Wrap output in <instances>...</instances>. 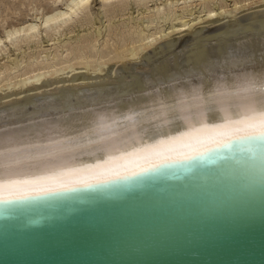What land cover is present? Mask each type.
<instances>
[{"label":"bare ground","instance_id":"obj_1","mask_svg":"<svg viewBox=\"0 0 264 264\" xmlns=\"http://www.w3.org/2000/svg\"><path fill=\"white\" fill-rule=\"evenodd\" d=\"M242 1L51 0L1 21L0 56L36 48L43 35L51 42L0 60V97L24 93L0 100V195L132 170L263 128L264 10L254 8L264 0ZM134 4L143 15L116 19ZM77 24L89 28L61 36ZM135 66L144 68L126 74Z\"/></svg>","mask_w":264,"mask_h":264},{"label":"water","instance_id":"obj_2","mask_svg":"<svg viewBox=\"0 0 264 264\" xmlns=\"http://www.w3.org/2000/svg\"><path fill=\"white\" fill-rule=\"evenodd\" d=\"M260 126L145 172L1 194L22 198L0 199V264H264V140L233 139Z\"/></svg>","mask_w":264,"mask_h":264},{"label":"rangeland","instance_id":"obj_3","mask_svg":"<svg viewBox=\"0 0 264 264\" xmlns=\"http://www.w3.org/2000/svg\"><path fill=\"white\" fill-rule=\"evenodd\" d=\"M49 2H51V0H0V22L1 21H4V20H14V21H16V19H19L20 17H24L25 15H32L34 12H33V8H34V6H39V5H43V6H48V4H49ZM245 1H242L241 3H240V5L241 4H243ZM259 2H261V0H247L246 1V3H244L245 5H247L248 3H251V4H257V3H259ZM239 3H238V5H239ZM155 4V1L153 2H151V5H154ZM228 7H226V8H231V6H233L234 5V0H228ZM197 5H199L198 4V1L197 2H195V3H193V4H191V6H194V9H195V7H197ZM96 6L98 7V4H96ZM260 8H258L257 6L254 8V10L255 11H258V10H264V5H263V7L262 6H259ZM146 6H136L135 4L134 5H130L129 6V8L128 9H126L125 11H124V13H123V15H120V16H116V19H118V18H123V17H127L128 15H137V16H141V15H143L142 14V12H141V10H143V11H146ZM178 8V7H177ZM257 8V9H256ZM254 10H252V11H254ZM242 13V12H241ZM103 14V13H102ZM102 14H100V16L102 15ZM95 18V17H94ZM102 20H106L105 21V23H107L108 22V17L105 15H102V18H101ZM94 20H96V18L94 19ZM220 20H216V21H213V23H210V25L211 24H215L216 22H219ZM166 21H164L163 23L165 24H163V27H165L168 23V21L165 23ZM208 22L209 21H207V22H204V24L203 25H205V24H208ZM95 25H98V23L97 22H95L94 24H90V26L89 25H86V24H84V25H78L77 24V26H75L74 27V29L75 30H73L72 32H68L67 34H66V31H64L63 32V35H61L62 37H64V36H66V35H75V33L77 34V31H79V32H81V31H83V30H85V28H89V27H91V28H94V26ZM209 25V24H208ZM212 25V26H213ZM89 26V27H88ZM206 29H207V27H205ZM204 28V29H205ZM0 31H2V28H1V26H0ZM72 33V34H71ZM185 33V32H184ZM183 33V31H182V34H181V32H180V34H178V33H176L177 35L176 36H180L181 38H185V36H186V34H184ZM183 35V36H182ZM47 35H43V36H41V38L39 39L40 41V43H42V44H40V45H42L41 47H40V45L38 44L37 45V47L35 48V46H26V45H22L21 47H19V48H17L16 50H13V48L12 49H8V51L5 53L6 55H1L0 57H2L0 60L3 62L4 60H7V58H9V57H11V56H13L14 55V52H17V53H21V52H24V53H26V52H33V50L35 51V49H38V48H41V49H44L45 51H47V50H49L50 48L48 47V43L49 42H51V40H49V42L47 41ZM103 40V38L101 39V41ZM113 41V39L111 38L110 39V42H112ZM39 46V47H38ZM45 47V48H44ZM34 48V49H33ZM19 49V50H18ZM8 55V56H7ZM144 60V59H143ZM132 63H135V60H133L132 61ZM144 68V67H143ZM143 68H140V67H137V66H135V67H130V68H125L126 69V74H132L135 70H142ZM80 69V68H79ZM83 69V68H82ZM78 70V69H77ZM70 73V72H69ZM82 73V72H81ZM67 74V73H66ZM66 74H64V75H66ZM70 75V74H69ZM113 75L114 76H116L117 74L114 72L113 73ZM100 77H97V79H99ZM87 78H85V79H79V80H86ZM94 80L95 79V77H93V78H89L88 80ZM92 80V81H93ZM65 82H67V81H65ZM68 82H72V81H68ZM59 83H61V82H59ZM63 83V82H62ZM61 83V84H62ZM58 83H53V84H51L50 85V87L51 86H53V85H57ZM8 90V89H7ZM2 92V91H1ZM4 92H6L5 90L3 91V93ZM13 94H15V93H13ZM23 94L24 93H22V95H18V94H16V95H9V96H6V97H3V99H2V97H0V100L2 99V100H6V99H8V98H12V97H22L23 96Z\"/></svg>","mask_w":264,"mask_h":264},{"label":"snow or ice","instance_id":"obj_4","mask_svg":"<svg viewBox=\"0 0 264 264\" xmlns=\"http://www.w3.org/2000/svg\"><path fill=\"white\" fill-rule=\"evenodd\" d=\"M86 6H87V0H82V2L80 3L79 7L83 8V7H86ZM233 139L234 140H251V141L260 142L261 140H264V129H260L257 132L242 134V135H239L237 137H234ZM226 144H228V143L217 145V147H222V146H224ZM208 150H209L208 147L192 149V150L188 151L187 154H183V155L179 156L178 158H180V159H190L193 156L201 155V154H203L204 152H206ZM175 158H177V157L166 156V157H163V158H159V159H157L155 161H148L146 164L142 163V164L139 165V171L140 172L148 171L149 169H151L152 167L157 166L158 164L165 163V162H167L169 160H172V159H175ZM123 174L136 175L137 173L136 172L114 173L113 174V178L119 177L120 175H123ZM96 182H100V181L97 180ZM88 184H89V182L85 181V182H81V183H78V184H75V185H66V186H61L59 188H48V189H44V190H41V191H36L35 193H24V195H31V194L40 195V194H43L44 192L65 190L68 187H77V186L87 187ZM20 198H22V196H10V197L0 196V199H20Z\"/></svg>","mask_w":264,"mask_h":264}]
</instances>
